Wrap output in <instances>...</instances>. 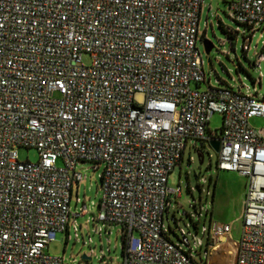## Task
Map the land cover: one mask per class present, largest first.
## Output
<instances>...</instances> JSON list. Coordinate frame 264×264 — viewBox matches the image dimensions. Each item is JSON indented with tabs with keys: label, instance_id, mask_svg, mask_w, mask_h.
Masks as SVG:
<instances>
[{
	"label": "built area",
	"instance_id": "obj_1",
	"mask_svg": "<svg viewBox=\"0 0 264 264\" xmlns=\"http://www.w3.org/2000/svg\"><path fill=\"white\" fill-rule=\"evenodd\" d=\"M205 1L0 0V264H90L93 254L46 251L90 213L72 209L77 167L87 163L104 167L95 232L121 229L122 264H206L210 242L232 224L211 222L193 240L180 230L176 243L164 219L182 196L169 177L193 140L218 141V169L247 179L236 264H264V128L251 124L264 118V97L207 78L198 47ZM230 18L255 34L264 0L232 1ZM216 114L223 124L212 132ZM21 148L39 160L22 161Z\"/></svg>",
	"mask_w": 264,
	"mask_h": 264
},
{
	"label": "rangeland",
	"instance_id": "obj_2",
	"mask_svg": "<svg viewBox=\"0 0 264 264\" xmlns=\"http://www.w3.org/2000/svg\"><path fill=\"white\" fill-rule=\"evenodd\" d=\"M232 1L235 0H206L204 2L200 23V32L204 38H201L198 43L202 58L200 62L203 63L207 78L215 87L231 86L236 90L241 87L244 93L249 88L251 93H258L264 97V63L260 60L264 56V26L261 29L258 28L253 34L247 27L233 21L230 18V3ZM220 24L226 29L234 31L232 33L236 36L234 46L228 41V35L220 27ZM244 35L252 36L247 54L243 52ZM206 40L214 45L210 54H207L205 49L204 41ZM222 42L226 43L222 44ZM83 60L88 66L92 63L90 55H84ZM254 62L261 64L258 65L257 63L254 66ZM222 124V116L216 114L211 120L209 129L215 132L222 128ZM251 124L256 129H262L264 128V118L255 117L251 119ZM19 154L22 161L29 160L36 163L39 160V153L35 149L21 148ZM190 157H193V161L190 160ZM218 158L219 155L212 146L208 144L204 146L203 142L193 140L189 143L182 163L171 173L168 187L173 190L182 188L180 198L175 195L172 196L170 212L169 214L166 213L164 218L165 228L174 242H179L176 232H180V230H184L193 240L192 235L203 238L202 228L205 225L210 226L211 221L209 219L205 222V214L201 221L199 220L198 213L200 210L197 211L194 202L202 200L201 205L198 204L197 207L204 206L213 211L215 195L223 187L226 194L224 198L230 200L228 202H242L245 198L247 179L238 172L220 171L217 167ZM62 165L60 160L58 166L62 167ZM77 171L82 174L83 180L76 187L72 202L73 213L81 211L84 204L88 206L90 213L87 216L74 218L78 224V232L71 222L70 233L59 234L56 241L47 247L46 251L54 257L76 258L81 261L84 260L85 256L93 254V259L89 261L90 264H104L101 261L104 254L109 264H122L124 254L123 241L120 235L121 229L117 226L111 227L109 229L111 234L109 231L106 233L105 229L102 235L95 232L96 229L103 226L102 223L94 222L93 218L98 214L97 205L103 194L102 174L104 167L94 163L80 164ZM204 179L207 180L206 183ZM209 192L210 196H208ZM221 198L223 201H219L216 210L219 213L227 214L228 217L232 213V208L226 209V201L223 197ZM78 199L80 203L77 206L76 201ZM191 214L194 215V219L190 217ZM221 217L220 219H223ZM175 218L178 220L177 222L174 220ZM188 225L190 226L189 229ZM241 228V222L237 221L234 227L237 238L241 234ZM77 233L78 237H76ZM108 239L111 240V245H109ZM203 241L205 246L201 256L205 262L204 252L208 247L209 240L204 238Z\"/></svg>",
	"mask_w": 264,
	"mask_h": 264
},
{
	"label": "crops",
	"instance_id": "obj_3",
	"mask_svg": "<svg viewBox=\"0 0 264 264\" xmlns=\"http://www.w3.org/2000/svg\"><path fill=\"white\" fill-rule=\"evenodd\" d=\"M223 188H220L219 193L215 195L214 209L213 211H211V214L208 219L213 223L217 222V223H222V224H232L233 228H232L231 234L227 238H223L222 240L216 241L215 243H213L212 241L210 242L209 245L210 246L213 245V247L209 249V255L206 260V264H236L237 247H238V241L240 239V236L239 238L236 237V234L234 232V227H235L236 222L241 220L245 198L243 199L242 202H239V201L228 202L230 200H228L227 198H224L226 197V194L223 191ZM221 197H223L225 199L224 201H226L225 202L226 209H228L229 207L232 208V213L228 217H227V214L219 213L216 210V207L219 201H223ZM220 216H222L221 218L223 219H220ZM225 220H228V221H225Z\"/></svg>",
	"mask_w": 264,
	"mask_h": 264
},
{
	"label": "water",
	"instance_id": "obj_4",
	"mask_svg": "<svg viewBox=\"0 0 264 264\" xmlns=\"http://www.w3.org/2000/svg\"><path fill=\"white\" fill-rule=\"evenodd\" d=\"M204 45H205V49H206L207 54H210L214 48V45L208 40L204 41ZM211 146H212V148H214V150L217 153L220 152V143L218 141L211 142ZM201 158H203V156H201ZM84 259L90 260L87 256H85Z\"/></svg>",
	"mask_w": 264,
	"mask_h": 264
},
{
	"label": "trees",
	"instance_id": "obj_5",
	"mask_svg": "<svg viewBox=\"0 0 264 264\" xmlns=\"http://www.w3.org/2000/svg\"><path fill=\"white\" fill-rule=\"evenodd\" d=\"M220 27L223 29V31L228 35V41H230V43L232 44V46H234V39H235V35H232V33L234 32V31H232V30H229V29H226L225 27H223L221 24H220ZM249 29V28H248ZM250 30V29H249ZM236 34V33H235ZM252 36H247V35H244V43H245V41L247 40V39H250ZM202 38H204V35L202 36ZM244 46V45H243ZM243 52L245 53V54H247V52L248 51H246L245 49H244V47H243ZM253 65L254 66H256L257 65V62H254L253 63Z\"/></svg>",
	"mask_w": 264,
	"mask_h": 264
}]
</instances>
